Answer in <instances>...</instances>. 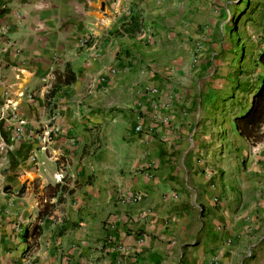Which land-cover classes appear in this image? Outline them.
<instances>
[{
	"label": "crops",
	"instance_id": "obj_1",
	"mask_svg": "<svg viewBox=\"0 0 264 264\" xmlns=\"http://www.w3.org/2000/svg\"><path fill=\"white\" fill-rule=\"evenodd\" d=\"M209 1L0 0V264H264V141L191 62Z\"/></svg>",
	"mask_w": 264,
	"mask_h": 264
},
{
	"label": "rangeland",
	"instance_id": "obj_2",
	"mask_svg": "<svg viewBox=\"0 0 264 264\" xmlns=\"http://www.w3.org/2000/svg\"><path fill=\"white\" fill-rule=\"evenodd\" d=\"M193 2L197 5L200 0ZM208 4L215 6L210 11L218 20L214 25L196 28L191 62L197 53H205L211 78L220 82L217 97L230 102L241 97L233 90L236 81L255 79L258 74L254 55L264 48V0H210ZM56 158L59 168H63V158Z\"/></svg>",
	"mask_w": 264,
	"mask_h": 264
},
{
	"label": "trees",
	"instance_id": "obj_3",
	"mask_svg": "<svg viewBox=\"0 0 264 264\" xmlns=\"http://www.w3.org/2000/svg\"><path fill=\"white\" fill-rule=\"evenodd\" d=\"M201 60L204 62V57L196 55L194 63ZM254 65L258 69L259 75L255 79H248L244 82L238 80L233 86L234 92H238L241 97L235 104L237 114L234 113L231 118L238 136L250 146L264 141V132L261 130L264 124V48L255 53ZM46 206H43L42 211L39 212L40 215L38 213V219L39 216L45 215L43 211L47 208ZM38 234V226L33 225L29 233L27 230L23 232L22 240L27 237L34 238Z\"/></svg>",
	"mask_w": 264,
	"mask_h": 264
},
{
	"label": "built area",
	"instance_id": "obj_4",
	"mask_svg": "<svg viewBox=\"0 0 264 264\" xmlns=\"http://www.w3.org/2000/svg\"><path fill=\"white\" fill-rule=\"evenodd\" d=\"M87 41H88L87 38H82V39L80 40V45H81V46L85 45V44L87 43ZM136 130H137V128H136ZM44 136H45V138L41 139V142H42V143H47L48 140H49L48 135H47V134H44ZM128 200H129L130 202H135V201L137 200V195H130V196H128ZM21 262L24 263L25 261H23V259H22ZM22 263H19V264H22Z\"/></svg>",
	"mask_w": 264,
	"mask_h": 264
}]
</instances>
